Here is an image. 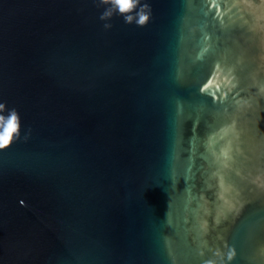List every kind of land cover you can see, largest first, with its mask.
<instances>
[{
	"label": "water",
	"instance_id": "obj_1",
	"mask_svg": "<svg viewBox=\"0 0 264 264\" xmlns=\"http://www.w3.org/2000/svg\"><path fill=\"white\" fill-rule=\"evenodd\" d=\"M0 264H264V0H0Z\"/></svg>",
	"mask_w": 264,
	"mask_h": 264
},
{
	"label": "snow or ice",
	"instance_id": "obj_2",
	"mask_svg": "<svg viewBox=\"0 0 264 264\" xmlns=\"http://www.w3.org/2000/svg\"><path fill=\"white\" fill-rule=\"evenodd\" d=\"M116 2L122 7L127 8L130 6L131 0H116ZM0 107H3V104L0 103ZM15 116L12 117V119L9 121L8 128L6 129V132L8 135H4L2 138H0V150H3L6 145L9 144V136L13 129H15Z\"/></svg>",
	"mask_w": 264,
	"mask_h": 264
}]
</instances>
